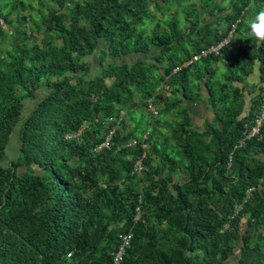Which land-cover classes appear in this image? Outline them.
I'll list each match as a JSON object with an SVG mask.
<instances>
[{"label":"trees","instance_id":"1","mask_svg":"<svg viewBox=\"0 0 264 264\" xmlns=\"http://www.w3.org/2000/svg\"><path fill=\"white\" fill-rule=\"evenodd\" d=\"M261 9L264 0H0V264H110L128 231L123 264L264 262V123L247 137L264 105V43L247 28ZM237 21L220 56L186 66ZM131 56L152 59L119 63ZM203 90L214 114L201 130L192 115ZM115 128L112 149L96 153Z\"/></svg>","mask_w":264,"mask_h":264},{"label":"rangeland","instance_id":"2","mask_svg":"<svg viewBox=\"0 0 264 264\" xmlns=\"http://www.w3.org/2000/svg\"><path fill=\"white\" fill-rule=\"evenodd\" d=\"M215 1L218 4H221L223 2L225 4H228V2H229V0H215ZM205 16H207V14ZM237 42L239 44H242V42L239 39L237 40ZM235 51H238V50L235 49ZM143 59H145L147 61V60H151L152 57L151 56H147V57L146 56H131L127 59H123V60L119 61V63H134L138 60H143ZM89 61H90V64L93 68V71L91 74V76L93 77V76L98 74L99 69H100L99 63H98L99 62L98 61V53L95 56L91 57L89 59ZM218 68H219L220 72H224L223 66L221 64L218 65ZM257 73L258 72L255 71V73H253V75L247 79L246 84H245L246 86L243 88L244 99H245V104H244V107H245L244 112L245 113H244V115L248 114L249 110L251 109V100L253 98H255L257 96V94L259 93L258 89L260 87V85H259L260 76ZM241 87H242V85H241ZM46 93H47L46 89L39 90L37 92L36 99L33 101H28L26 103V108L24 111V117H28L34 111L36 105L39 103V101L41 99H43V97L46 95ZM203 96H204L203 101L200 102L197 107H195V109H196L195 113H193V115H192L194 125L196 126V128H200L201 130H203L205 123L207 121H212L213 114H214L213 109L209 106V103L207 100L208 94H207L206 90H203ZM153 109L156 110L155 107H153ZM153 109H151V110L153 111ZM146 118H148V117H146ZM169 119L175 120V118L172 116ZM146 121H147V119H146ZM128 124H129V126H131L132 123L129 122ZM142 125H144V122ZM167 134L168 135L170 134V130L167 131ZM19 154H20V144L18 142V131H17L13 135L11 144L9 145L8 153H7V160L10 162L12 160H16L19 157ZM4 164H5V162H4ZM236 254L240 256L241 252L239 249L237 250ZM260 257H261V255L253 256L249 260H247V262L245 264H264V262H260ZM238 262H239L238 259H233V262L229 263V264H237Z\"/></svg>","mask_w":264,"mask_h":264},{"label":"built area","instance_id":"3","mask_svg":"<svg viewBox=\"0 0 264 264\" xmlns=\"http://www.w3.org/2000/svg\"><path fill=\"white\" fill-rule=\"evenodd\" d=\"M239 23H240V21H237L236 23H234L232 25L227 38H225L219 44L210 46L207 49L203 50L200 54L194 56L192 61L187 63L186 66L193 64L195 62H198L200 60L208 59L212 56H214V57L220 56L222 53V50L229 45L230 41L236 35ZM177 70H179V69L174 70V72L175 73L178 72ZM151 109H153V108L151 107ZM153 111L157 115V112H155L154 109H153ZM124 119H125V113L121 112V114L118 117H116L117 124L121 125V123ZM263 123H264V105H263V107H262V109L258 115V118L256 119V122H255L249 136H247V137L252 138V137L259 136ZM115 132H116V128L113 129L112 131H110V133L106 136L103 144H101L98 148L95 149L96 153H99L102 150H111L112 149ZM80 134H81V132H79L78 134H76L74 136H68V138H72V137L77 138V137H79ZM148 135L149 134L143 135V139L147 140ZM138 144H139V141L137 139H134V140H132V142L128 146L132 147V146H137ZM143 147L146 148L147 145H143ZM229 168H231V163L229 165ZM135 170L139 174H141L144 171L143 161L140 160L137 162V164L135 166ZM248 193H250V191ZM142 216H143V213H142L141 207H138L136 210L135 222L136 223L140 222L142 220ZM133 239H134V233L132 231L123 232L119 235L118 245H117L116 250L112 254V261L110 264H123L125 257H126V254H127V251L132 246ZM68 258L69 259L72 258L71 253L68 255Z\"/></svg>","mask_w":264,"mask_h":264},{"label":"clouds","instance_id":"4","mask_svg":"<svg viewBox=\"0 0 264 264\" xmlns=\"http://www.w3.org/2000/svg\"><path fill=\"white\" fill-rule=\"evenodd\" d=\"M248 37L257 43H264V9L256 12L247 22Z\"/></svg>","mask_w":264,"mask_h":264},{"label":"crops","instance_id":"5","mask_svg":"<svg viewBox=\"0 0 264 264\" xmlns=\"http://www.w3.org/2000/svg\"><path fill=\"white\" fill-rule=\"evenodd\" d=\"M257 72H258V71H257ZM258 73H259V72H258ZM258 73H257V74H258ZM202 119H203V118H202ZM1 164H2V163H1Z\"/></svg>","mask_w":264,"mask_h":264}]
</instances>
